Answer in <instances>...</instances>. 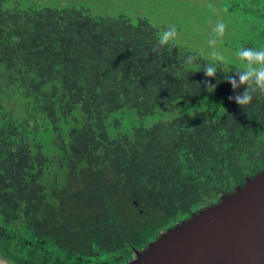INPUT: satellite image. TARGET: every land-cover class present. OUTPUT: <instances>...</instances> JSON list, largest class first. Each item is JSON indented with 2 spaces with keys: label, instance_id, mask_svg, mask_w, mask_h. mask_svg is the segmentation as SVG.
<instances>
[{
  "label": "trees",
  "instance_id": "16d2710c",
  "mask_svg": "<svg viewBox=\"0 0 264 264\" xmlns=\"http://www.w3.org/2000/svg\"><path fill=\"white\" fill-rule=\"evenodd\" d=\"M0 0V259L8 264H126L160 233L264 170V95L239 107L225 80L186 48H152L146 19L77 7L5 8ZM255 20L242 46H264V0H230ZM234 75V73H232ZM215 84L214 91L205 82ZM228 106L150 126L109 118L173 114L200 97ZM41 129L51 134L45 148Z\"/></svg>",
  "mask_w": 264,
  "mask_h": 264
},
{
  "label": "rangeland",
  "instance_id": "374dc122",
  "mask_svg": "<svg viewBox=\"0 0 264 264\" xmlns=\"http://www.w3.org/2000/svg\"><path fill=\"white\" fill-rule=\"evenodd\" d=\"M213 4L216 12L212 13L208 5ZM30 6L45 7H77L94 17L125 16L135 23L137 19H146L159 33L170 26H175L180 33L175 47L186 48L199 54L200 49L207 48V41L213 24L223 20L227 32L223 42V51L229 57H234L235 51L247 40V34L255 20L241 16L234 10L230 0H7L5 8L25 9ZM171 49V50H172ZM209 60L207 56L201 55ZM210 61V60H209ZM232 66L238 68L237 63ZM228 106L220 96L200 97L180 106L173 114L158 112L148 117H138L132 110H121L114 113L108 120L118 119L119 129L109 128V134L126 132L131 126H150L158 121L170 120L179 113L192 114L195 111H210L218 116L226 112ZM45 138L46 150H51V134L41 129Z\"/></svg>",
  "mask_w": 264,
  "mask_h": 264
},
{
  "label": "water",
  "instance_id": "95a60500",
  "mask_svg": "<svg viewBox=\"0 0 264 264\" xmlns=\"http://www.w3.org/2000/svg\"><path fill=\"white\" fill-rule=\"evenodd\" d=\"M126 264H264V170L134 250Z\"/></svg>",
  "mask_w": 264,
  "mask_h": 264
},
{
  "label": "clouds",
  "instance_id": "9594fccd",
  "mask_svg": "<svg viewBox=\"0 0 264 264\" xmlns=\"http://www.w3.org/2000/svg\"><path fill=\"white\" fill-rule=\"evenodd\" d=\"M212 13L216 12L213 4L208 5ZM227 32V25L223 20H217L212 28L207 41V48L200 49L199 55H188L184 59L185 66L191 70L193 67H198L197 61L201 55L207 56L211 63L205 65L202 72L205 77L215 78L220 66L228 67L232 63H237L238 68L234 75L229 74L225 79L231 86L233 92L240 88L245 90L242 93L230 96V100L245 108L253 101L254 96L264 95V46L260 47H239L234 57H229L223 49V42ZM180 33L176 27L170 26L163 29L152 48L153 52L159 53L162 49L171 50L175 47L179 40ZM216 85L205 82V88L214 91Z\"/></svg>",
  "mask_w": 264,
  "mask_h": 264
}]
</instances>
